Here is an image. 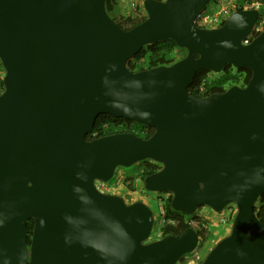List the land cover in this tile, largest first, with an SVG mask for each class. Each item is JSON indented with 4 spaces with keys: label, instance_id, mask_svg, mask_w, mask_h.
I'll return each mask as SVG.
<instances>
[{
    "label": "water",
    "instance_id": "obj_1",
    "mask_svg": "<svg viewBox=\"0 0 264 264\" xmlns=\"http://www.w3.org/2000/svg\"><path fill=\"white\" fill-rule=\"evenodd\" d=\"M106 0H0V264H175L198 232L146 241L150 207L100 192L117 166L151 159L148 191H168L174 210L236 206L230 231L199 264H264V27L248 43L257 9L213 28L194 23L210 0H143L128 29ZM173 39L181 58L140 70L126 59ZM226 63L251 76L207 95L190 93L198 69ZM107 113L152 127L88 138ZM33 219L27 243L26 222Z\"/></svg>",
    "mask_w": 264,
    "mask_h": 264
},
{
    "label": "trees",
    "instance_id": "obj_2",
    "mask_svg": "<svg viewBox=\"0 0 264 264\" xmlns=\"http://www.w3.org/2000/svg\"><path fill=\"white\" fill-rule=\"evenodd\" d=\"M105 7L107 12L112 8L111 1H105ZM145 16H141L138 18H130L119 16V20L114 19V21L123 29H128L133 25L139 23L143 20ZM251 36L249 39L252 40ZM186 53V49L183 47H179L176 42L171 38H166L158 41H154L148 44H145L141 47V49L134 55L128 57L126 59V66L133 71L150 68L162 64H170L175 60L181 58ZM176 54L178 56H176ZM211 73V75H210ZM251 76V70L246 67L235 68L231 64L226 63L221 71L214 73L212 71H208L205 69H198L192 80L189 83L188 91L190 93H198L201 95H207L211 92L215 91H223L229 86L233 84L244 85ZM205 78L204 82V92L198 90V86L200 82ZM2 83V81H1ZM106 124L103 128L101 125ZM125 128L126 130H134L139 136L147 137L153 132V128L135 121H131L129 119H125L122 117H113L107 113H100L96 117L94 123V129H97V135L100 136L103 134H108L112 132H116L118 129ZM92 130V131H93ZM88 134V138H92ZM160 163L154 160H145L143 164V169L139 172V176L141 180L154 171H156L160 166ZM165 194V196H161L162 205L164 207V218L165 222L160 225L161 234H178L181 230L186 227H193L198 232L199 241L198 245L202 244V242L206 238L207 229L203 228L201 225H193L186 221L185 218L189 217L190 214H186L181 211L174 210L171 207V193L168 191H161ZM254 211L258 218L264 222V191L258 196L254 203ZM198 226V227H196ZM33 228V219L30 218L26 222V230H27V243L29 244L31 232ZM200 261V260H199ZM198 261V262H199ZM195 264V263H194Z\"/></svg>",
    "mask_w": 264,
    "mask_h": 264
},
{
    "label": "built area",
    "instance_id": "obj_3",
    "mask_svg": "<svg viewBox=\"0 0 264 264\" xmlns=\"http://www.w3.org/2000/svg\"><path fill=\"white\" fill-rule=\"evenodd\" d=\"M111 6L117 9L118 16L123 17H130V18H138L141 16H144L146 14L143 0H110ZM213 1L214 7L211 9H201L194 17V23L196 26L201 28H213L221 25L224 20L235 10L243 9H257L259 14L258 17L251 29V33L245 37L242 42L248 43L249 38L259 33L262 28L264 27V0H211ZM4 75V68L2 66V63L0 62V92L3 89L2 86V77ZM204 82L205 78L200 82L198 86V90L201 92H204ZM105 123L101 126L104 128ZM97 129H94L91 131V136L97 135ZM143 169V166H141L138 170V172H141ZM96 187L101 190L105 191L107 190V185L105 182L97 181ZM163 206L158 205L159 212L157 214L159 223V232H160V225H162L165 222L164 218V209ZM236 212V206L234 204H231L230 206L225 208V212H217L214 210H207L202 209L199 213L195 214L194 217L185 218L186 221H188L190 224L193 225H201L203 228H208V220L212 217V214H216L215 219L217 222L227 223L231 221L234 217V214ZM198 222H197V220ZM151 233V232H150ZM161 234V232H160ZM158 237H154L150 240L157 239Z\"/></svg>",
    "mask_w": 264,
    "mask_h": 264
},
{
    "label": "rangeland",
    "instance_id": "obj_4",
    "mask_svg": "<svg viewBox=\"0 0 264 264\" xmlns=\"http://www.w3.org/2000/svg\"><path fill=\"white\" fill-rule=\"evenodd\" d=\"M213 7V1H210L205 5V9H211ZM109 15H112L114 19L119 20L116 8L115 10H111ZM176 56L178 55L176 54ZM144 163L145 162H135L130 166H117L112 177L106 182L108 183L111 193L121 196L128 203L141 200L150 207L153 214V225L148 239L150 240L160 235V222L157 221V214L159 212L158 205L163 206L161 204L163 199L161 196H165V194L161 191H148L144 188L143 181L138 174L139 172L137 173L138 166L140 167ZM162 208L164 209V207ZM202 209L212 210L209 206L202 205L201 207L196 208L193 213L197 214ZM221 212H225V208ZM215 216L216 214L213 213L210 220H208V232H206V238L202 244L197 245L193 251L183 254L180 261L178 263L176 262L177 264H199L214 244L229 233L233 219L227 223H219L216 221Z\"/></svg>",
    "mask_w": 264,
    "mask_h": 264
},
{
    "label": "clouds",
    "instance_id": "obj_5",
    "mask_svg": "<svg viewBox=\"0 0 264 264\" xmlns=\"http://www.w3.org/2000/svg\"><path fill=\"white\" fill-rule=\"evenodd\" d=\"M210 1H211V0H210ZM113 9L115 10V7H114V8L112 7V8L110 9V11L108 12V14H109V13L111 12V10H113ZM116 10H117V9H116ZM118 13H119V12H118ZM144 16H146V14H145ZM112 18L114 19V17H112ZM250 33H251V31H250ZM250 33H249V34H250ZM249 34H248V35H249ZM257 34H258V33H257ZM257 34H254V35H252V36L254 37V36L257 35ZM248 35H247V36H248ZM253 37H252V38H253ZM249 41H250V39H249ZM4 73H5V70H4ZM214 73H217V72H214ZM3 76H4V75H3ZM2 78H3V77H2ZM2 86H3V82H2ZM2 90H3V89H2ZM1 92H2V91H1ZM1 92H0V93H1ZM197 94H198V93H197ZM92 130H93V129H92ZM92 130H91V131H92ZM90 133H91V132H90ZM90 133H89V134H90ZM90 136H91V135H90ZM91 137L93 138V137H97V136H91ZM144 160H147V161H148V160H151V159H144ZM141 161H142V160H141ZM138 162H139V161H138ZM144 162H145V161H144ZM141 166H143V164H142ZM141 166H140V167H141ZM159 166H161V165L159 164ZM140 167L138 166L137 173H138V170H139ZM159 168H160V167H159ZM159 168H158V169H159ZM158 169H157V170H158ZM97 181H99V180H96V181L94 182L95 186H96V182H97ZM142 181H143V180H142ZM101 182H103V181H101ZM105 183H106V185H107V190H105V191H101V190H99L97 187H96V188H97L100 192L108 193V192H109L108 190H110V189H109L108 183H107V182H105ZM110 194H112V193H110ZM116 195H117V194H116ZM124 201H125V200H124ZM125 202H126V201H125ZM126 203H127V202H126ZM129 203H130V202H129ZM231 204H233V203H231ZM200 207H201V206H200ZM198 208H199V207H198ZM224 208H225V207H224ZM224 208H223V209H224ZM223 209H222V210H223ZM212 210H213V209H212ZM222 210H221V211H222ZM217 212H220V211H217ZM194 216H195V214L192 213V214H190L189 217H194ZM196 227H198V226H196ZM151 229H152V228H151ZM194 229H195V228H194ZM207 229H208V228H207ZM150 232H151V231H150ZM149 235H150V234H149ZM162 236H163V235L160 234V237H162ZM160 237H159V238H160ZM148 239H149V236H148V238H147L146 241H151V240H148ZM157 239H158V238H157ZM153 240H155V239H153ZM197 245H198V244H197ZM180 258H181V257H180ZM180 258H179V260L177 261V263L180 261ZM177 263H176V264H177ZM199 263H200V262H199Z\"/></svg>",
    "mask_w": 264,
    "mask_h": 264
},
{
    "label": "flooded vegetation",
    "instance_id": "obj_6",
    "mask_svg": "<svg viewBox=\"0 0 264 264\" xmlns=\"http://www.w3.org/2000/svg\"><path fill=\"white\" fill-rule=\"evenodd\" d=\"M111 17H113L112 15H111ZM242 86V85H241ZM116 131H132V132H135V133H137L136 131H134V130H126L125 128H122V129H118V130H116ZM145 160H142V161H139V163H142V162H144ZM109 192L108 193H111L110 192V190H108ZM113 194V193H112ZM126 201V200H125ZM127 202V201H126ZM128 203V202H127ZM231 205V203H229V204H227L226 206H225V208L226 207H228V206H230Z\"/></svg>",
    "mask_w": 264,
    "mask_h": 264
}]
</instances>
